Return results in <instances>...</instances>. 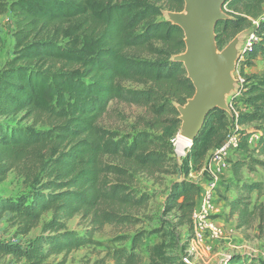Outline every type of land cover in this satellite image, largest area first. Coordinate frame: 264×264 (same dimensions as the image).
<instances>
[{
    "label": "trees",
    "instance_id": "trees-1",
    "mask_svg": "<svg viewBox=\"0 0 264 264\" xmlns=\"http://www.w3.org/2000/svg\"><path fill=\"white\" fill-rule=\"evenodd\" d=\"M224 8L233 19L216 28L220 50L246 30L257 38L238 64L245 85L233 100L243 110L238 118L212 111L191 151L202 163L233 134L231 126L241 128L235 132L244 159L232 165L230 217L238 229L258 219L263 231L264 206L258 202L264 184L242 181L240 173L243 167L264 170L258 158L264 157V68L259 75L244 73L258 58L264 66V0H228ZM183 9V0H0V16L11 13L16 26L13 56L0 71V121L23 114L45 126L37 131L0 122V184L16 171L30 187L26 195L0 198V220L7 218L13 240L19 239L0 242L8 264H52L60 256L53 264H66L70 254L94 246H106L114 264H145L144 248L147 264H187L170 254L168 239L176 227L193 231L201 188L188 177L172 184L164 205L165 215L175 212L176 226L162 223L106 244L94 239L105 225L136 224L133 212L148 208L155 195L137 189L140 174L178 172L170 131L181 121L174 104H185L195 89L184 66L172 62L185 51L184 33L162 18L163 11ZM112 101L146 108L152 116L147 130L122 134L104 128L100 121ZM260 132L251 148L250 138ZM46 215L51 218L43 223ZM76 216L89 220L85 234L68 228ZM41 225L40 235L22 245ZM151 237L160 242L148 245ZM125 242L130 246H114ZM227 264L252 263L233 256Z\"/></svg>",
    "mask_w": 264,
    "mask_h": 264
},
{
    "label": "rangeland",
    "instance_id": "rangeland-1",
    "mask_svg": "<svg viewBox=\"0 0 264 264\" xmlns=\"http://www.w3.org/2000/svg\"><path fill=\"white\" fill-rule=\"evenodd\" d=\"M169 11V10H166ZM165 21V16L163 18ZM16 32L15 19L11 13H7L0 16V35L3 40V48L0 50V71L5 63L13 56L14 51V33ZM234 38L228 41V44ZM227 44V45H228ZM226 45V46H227ZM225 46V47H226ZM240 67V66H239ZM237 67L235 76H240V69ZM129 88L143 89V86L128 83ZM236 103V102H235ZM242 111V108L240 109ZM152 116L146 108L137 107L134 105H127L117 101H112L109 104L108 110L100 121V124L107 129L119 131L122 134H128L133 132H141L147 130L148 125L151 123ZM6 125H20L23 127H34L37 131L45 129L43 124L34 125L33 120H26L23 118V114L11 119H3L0 121ZM180 127L173 128L171 143L175 149V158L178 162V172L172 175L155 176L151 177L145 174H140L136 187L141 192H147L154 194L155 198L149 203L147 209L139 212L134 211L133 216L137 220L136 224L127 226H113L105 225L99 232L95 233L94 239L99 243H111L114 239L120 236L133 237L137 233L151 231L161 227L162 223L171 222L176 226L177 222L174 219L175 212L164 214V205L166 198L169 195V190L175 181H182L185 177L196 183L201 188V193L204 192V188L214 178L213 174H216L218 178V195L221 198L219 202L224 204L222 215L218 217L219 223L224 230V238L220 241H209L208 244L200 251L191 255L190 262L192 264H225L227 257L237 256L238 258H247L251 260L252 264H264V230L259 228V220H255L251 228L238 229L237 221L235 218L230 217V209L225 203L227 200V194L236 195V192L228 191L230 184H234V176L232 172V165L235 161L244 159V156L238 152H234L231 158L228 160L227 167L217 170L212 163L213 153H209L205 157L204 161L198 162V154H193L191 151V144L180 140L179 132ZM231 132L234 134L241 128L236 126L230 127ZM236 131V132H235ZM203 150V145L199 147V151ZM198 152V153H200ZM263 160L264 157L258 156ZM249 168L243 167L241 170L242 181L250 183H263L264 184V170L259 167ZM213 173V174H212ZM30 192V187H26L23 178L16 172H11L6 181L0 184V198H16L20 195H26ZM256 200V195H253V203ZM264 206V194L260 198L259 202ZM50 215H46L43 219V223L49 221ZM89 220H84L81 216H76L68 223V228L75 230L80 234H85L89 227ZM41 228L34 230L32 234L24 239H21V244L27 246L30 242L36 239L40 233ZM14 231L8 228L7 218L0 220V242H11L14 244L19 243V239L13 240ZM193 231L190 226L184 225L176 227L175 233L168 239L171 241L173 248L170 254L175 258L184 257L187 249L190 246L192 240ZM171 239V240H170ZM160 242L157 237L148 238L146 243L153 245ZM115 247H129L130 242L117 243ZM143 256L145 258V264L148 263V254L146 248L143 250ZM62 257L52 258L50 263L58 262ZM8 259L0 257V264H8ZM66 264H114L110 254L106 250V246H94L85 248L70 254L66 259Z\"/></svg>",
    "mask_w": 264,
    "mask_h": 264
},
{
    "label": "water",
    "instance_id": "water-1",
    "mask_svg": "<svg viewBox=\"0 0 264 264\" xmlns=\"http://www.w3.org/2000/svg\"><path fill=\"white\" fill-rule=\"evenodd\" d=\"M183 1L182 11H163V15L166 22L184 33L185 51L174 55L172 62L184 66L195 93L185 104L175 103L174 106L181 121L179 138L192 146L212 111L220 110L233 116L229 101L241 90L235 73L251 33L249 30L239 33L220 50L216 28L219 23L233 19L224 8L228 0Z\"/></svg>",
    "mask_w": 264,
    "mask_h": 264
},
{
    "label": "built area",
    "instance_id": "built-area-1",
    "mask_svg": "<svg viewBox=\"0 0 264 264\" xmlns=\"http://www.w3.org/2000/svg\"><path fill=\"white\" fill-rule=\"evenodd\" d=\"M264 19V15L263 18ZM257 41V38L254 34H250L244 44V51H250L253 48V44ZM243 56L241 60H243ZM241 85V90L237 98L241 95L243 87L245 85V79L240 75L237 77ZM234 98L230 99L229 105L233 111V115L236 118L239 117L240 109L236 106ZM243 110V109H242ZM240 128L239 126H236ZM239 149V136L234 133L229 135L228 141L221 148L217 149L212 155V163L220 170L227 167L228 160L231 158L234 152H237ZM213 174V173H212ZM214 178L207 185L206 190L204 191V196L200 203L196 204L192 215L193 221V235L190 242V246L187 249L183 260L187 264H192L190 262L191 255L200 251L206 246L209 241H220L224 238V230L219 223L218 217L222 215L221 209L218 208V204L221 201L220 196L218 195V185L219 181L216 177V174H213ZM230 257H227V260ZM227 260L225 264H227Z\"/></svg>",
    "mask_w": 264,
    "mask_h": 264
},
{
    "label": "crops",
    "instance_id": "crops-1",
    "mask_svg": "<svg viewBox=\"0 0 264 264\" xmlns=\"http://www.w3.org/2000/svg\"><path fill=\"white\" fill-rule=\"evenodd\" d=\"M263 68H264V66H263V62H262V60L260 59V58H258V59H256L255 60V62H254V65L253 66H251V67H246L245 69H244V73L246 74V75H259V74H261L262 73V71H263ZM261 135H262V133L260 132L259 134H256V135H253L251 138H250V140H249V143H250V146H251V148H254V147H256V145H257V143H258V141H259V139H260V137H261ZM243 155V154H242ZM244 156V155H243ZM207 187V186H206ZM206 187L204 188V191L206 190ZM229 188V187H228ZM228 191H233V189L231 188H229L228 189ZM203 196H204V192L203 193H200V195H199V197L197 198V201H196V204H198V203H200V201L202 200V198H203ZM234 197V195L232 196H228V194H227V200H226V204H227V207L229 208V202H230V200L232 199ZM223 206H225L224 204H222V203H220V204H218V208L219 209H223ZM208 244V243H207ZM206 244V245H207Z\"/></svg>",
    "mask_w": 264,
    "mask_h": 264
}]
</instances>
